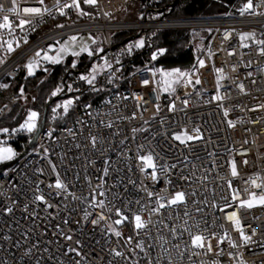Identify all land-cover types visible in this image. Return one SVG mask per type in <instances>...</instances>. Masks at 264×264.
<instances>
[{
	"label": "built area",
	"instance_id": "obj_1",
	"mask_svg": "<svg viewBox=\"0 0 264 264\" xmlns=\"http://www.w3.org/2000/svg\"><path fill=\"white\" fill-rule=\"evenodd\" d=\"M127 2L97 0L96 5H89L79 0L87 15L75 8H64L65 15H60L57 0L43 4L0 0V22L4 15L13 22V34L0 29V36L19 42L0 65V83L28 74L25 65L32 59L39 61L36 72L47 73L56 64L44 61V52L53 56L58 41L91 32L102 37L112 64L107 77L113 89L101 101L74 99L72 120L61 126L46 124L33 149L0 174V264H264V205L239 206L250 193L264 195V55L259 51L264 45L256 43L264 40V3L253 0L254 9L244 15L240 8L246 2L219 15L117 17ZM71 3L59 0L61 5ZM26 7H38L41 14L25 13ZM20 19L31 23L21 30ZM195 28L210 31L207 45L187 71L190 75L180 78L174 91L165 90L152 67L162 56L152 60L158 50L142 67L122 72L120 63L138 49L127 51L139 41L132 36L148 30ZM118 32L132 35L116 43ZM246 33L254 36L242 40ZM37 51H41L40 58L35 57ZM198 60L204 61L203 67ZM144 80L149 83L143 84ZM20 98L13 94L0 109V122ZM33 102L31 95L15 128L0 126L9 129L0 133V147L13 149L12 160L24 152L34 135L13 131L29 110L36 111ZM172 105L174 110H170ZM183 132L201 138L186 143L173 139ZM24 135H29L27 141L21 139ZM93 136L97 137L95 147ZM148 154L157 165L155 180L153 169L141 171L139 156ZM233 161L236 176L232 175ZM57 178L64 189L55 188ZM252 180L262 186L255 187ZM177 192L186 194L185 202L168 205ZM233 194L238 197L235 201ZM41 195L43 201L35 199ZM157 201L165 207L154 211ZM233 212L239 225L236 218H229ZM136 215L145 223L143 229L135 227ZM122 217L127 219L115 223ZM241 229L251 237L247 243ZM196 235L205 238L204 247L193 246ZM138 242L144 251L136 247ZM117 251L123 255L116 256Z\"/></svg>",
	"mask_w": 264,
	"mask_h": 264
},
{
	"label": "trees",
	"instance_id": "obj_2",
	"mask_svg": "<svg viewBox=\"0 0 264 264\" xmlns=\"http://www.w3.org/2000/svg\"><path fill=\"white\" fill-rule=\"evenodd\" d=\"M174 1L175 0H139L142 7V14L137 18H143L145 16L153 19L159 18L162 14L158 13L157 10L161 9H164L163 14H165V17L171 19L219 15L227 12L231 7L246 2V0H178L175 6L171 8V4ZM209 32L208 29L204 28L145 31L141 35L145 42L144 47L138 48L131 59L120 63L122 72L127 73L142 67L150 60L151 53L154 50L160 49H164L165 52L161 58L152 65L155 71L157 69L171 71L178 68L187 72L205 50ZM131 35L132 32H118L115 34V42L120 43ZM87 57V55H84L82 61L78 63L75 68H72L71 59H68L62 64H56L49 70L48 76H44L46 73L37 72L35 75L31 76L23 74V76L18 78L4 79L0 84H7L8 87L0 88V109L6 107L10 103L13 94H18L20 89L23 88V92L33 93V107L39 113V117H41L46 103L54 97L52 96V92L57 86L62 84L65 86L64 78H66L67 73L71 69H75V72L67 76L66 82L71 84L74 89H79V91H73L70 95L73 99L79 97L78 102L80 103L89 100H103L108 93L113 91L112 85L108 82L107 72L95 82V87L101 89L99 91H93L91 86L78 79V77L83 74L82 70L92 61L91 58ZM157 73L159 79L162 80L160 73ZM59 101L60 100L55 101L49 107L46 124L61 126L72 120L73 113H71V111L65 113L62 108H58V112L61 116L59 115L57 118L53 117L55 112L53 109L56 108ZM26 104L27 100L19 99L16 103L11 105L6 115L2 118L0 126H7L11 129L15 128L24 117L27 108ZM28 136L29 135H24L21 139L27 141Z\"/></svg>",
	"mask_w": 264,
	"mask_h": 264
},
{
	"label": "snow or ice",
	"instance_id": "obj_3",
	"mask_svg": "<svg viewBox=\"0 0 264 264\" xmlns=\"http://www.w3.org/2000/svg\"><path fill=\"white\" fill-rule=\"evenodd\" d=\"M83 2L85 4H89V5H96L97 0H83ZM40 4L44 3V0H39ZM262 3H264V0H262ZM57 6L60 9V15H65V12L63 11L64 8H75L78 11H80L81 15H87V13H84L81 9H80V3L79 0H72L71 4H64L61 5L59 4V0H57ZM254 4H253V0H246V3H244L243 7L240 8V14L244 15L245 12H249L251 10L254 9ZM13 11H15V9H13ZM23 11L25 13L28 14H34V15H40L41 14V9L38 7H26L23 9ZM44 12H49V9L44 8L43 9ZM50 14V12H49ZM253 14H255L253 12ZM31 21L30 20H24V19H20L19 23H18V27H20L21 30H23L24 26L26 24H30ZM58 27H63V25H58ZM0 29H7L8 30V35L11 36L13 34V22L10 20V17L8 15H4L3 16V20L2 22H0ZM254 36V33H246V34H242L241 39H248L249 37ZM227 38V36H226ZM70 41L75 42L77 40L76 36H72L69 38ZM24 42L27 43V37H24ZM93 43H95V40H93ZM144 40H139L137 41L134 45H129L127 48V51L130 53L132 51L133 48H142L144 47ZM257 44L260 45H264V40H259L256 41ZM19 47V42L18 41H14L13 39H8V40H4L2 36H0V49H3L6 53H12L13 51H15V47ZM245 47H247V45H244ZM103 49H90L89 46L87 45H83L82 47H80L79 51H71L70 46L68 44L62 45L58 50H57V54L55 56H50L48 55L47 52H44L42 59L44 61H47L51 64H60L63 61V58L65 55L67 54H71L74 57H79L81 53H87V55L89 57H92L95 54H98L99 52H102ZM260 54L264 55V47H261L259 49ZM165 52L164 49H160L158 50V52L153 53L152 55V60H156L158 55H163ZM231 54V53H230ZM35 57L36 58H40L41 57V51H37L35 53ZM104 59V64L101 66H93L91 68V71L87 74H81L78 79L81 81L86 82L89 86L92 87L93 91H99L101 89H97L95 87V81L97 79V75L99 73V71L101 70H107V69H111L112 68V64L107 60V58H103ZM3 59L0 58V63H3ZM116 63L119 64L120 60L119 58L116 59ZM198 64L200 65V67L204 66V61L203 60H198ZM39 66V61L37 59H32L30 60L26 65V69L28 72V75H34V68ZM76 67V62L74 61L72 63V68ZM157 72L160 73L161 77L163 78V83L165 85V90H168L170 88H172V85L177 84L180 82V78L182 77H188L190 74L188 72H184L180 69H173L172 71H165L163 69H157ZM217 71H222L217 69ZM153 75H155V72L153 73ZM109 82L111 83V79L109 80ZM189 83L191 82L190 80L188 81ZM149 81L144 80L143 84H148ZM196 84L200 83V80L197 79L195 81ZM8 85L7 84H0V88H7ZM240 89L243 91V85H239ZM64 90V85H60L57 86V88L52 92V96H56L59 93H61ZM67 90L68 91H79V89H74L73 86L71 84L67 85ZM172 90L174 91V88H172ZM20 93L21 95H23V88L20 89ZM216 99H219L220 97H215ZM76 100L79 99V97L75 98ZM75 100L74 99H67L65 100L62 104H58L57 107L62 108L63 111L65 113H67L69 111V109L73 106ZM108 103H110V101H108ZM185 104H187V101L184 102ZM91 105H85V108H90ZM175 105H172L170 107V110H174ZM264 107V106H262ZM157 108L159 109V106L157 105ZM53 111H55V109H53ZM227 112H225V116H227ZM38 118H39V113L33 110H29L27 113L26 118L24 119L23 123H21L19 125L18 128L13 129V131L15 132H27V133H35L38 130ZM101 123H103V121H101ZM111 124H108L107 127H111ZM229 126H233V123L231 121H229ZM134 132L136 131V129L133 130ZM197 133H199V129L195 130ZM9 132V129L7 128H3L0 129V133H7ZM50 135V133H49ZM201 137L199 135L197 136H191L188 135L186 132L183 133H179V134H175L173 136L174 140L180 141V143H186V141L188 140H193V139H200ZM91 142L93 147L96 146L97 143V137L93 136L91 137ZM45 152H47V149H45ZM16 156V153L13 151V149L11 147H0V163H4L7 161H11L14 157ZM139 160L141 161V163L143 164V167L141 168V171H146L147 169L151 168L153 169L152 172V178L153 180L156 179V163L154 162V158L152 154H148V155H141L139 156ZM245 164L248 163V161H244ZM172 167H175V165H172ZM231 169H232V175L236 176L238 175L237 170H236V164L235 161L232 162L231 165ZM53 170H55V165H53ZM104 175H108V170L105 168L104 169ZM251 184L254 185L257 188H260L262 185L261 184H257L256 180H252ZM52 185H50L51 187ZM55 188L57 189H64L66 186L60 181L59 178H57L56 182H55ZM102 187V185H100ZM100 195H104L103 192L100 193ZM149 196H152L153 194L151 192L148 193ZM185 193L184 192H177L175 193V195L172 197V199L168 200V205H178V204H182L185 202ZM237 195L233 194V201H235L237 199ZM36 200H40L43 201L44 197L41 196H36L35 197ZM163 199V198H161ZM100 207H103V201L98 202ZM158 207L156 209H154V211H159L160 208H164L165 205L163 203H160L159 201H157ZM256 204L259 205H264V195L261 196H257L255 193H250V198L246 201H241L240 202V207H247V208H252L254 206H256ZM231 206V205H228ZM200 209H198L199 211ZM223 210V209H222ZM8 212L12 211V208L9 207L7 209ZM117 214L120 215L119 210H117ZM185 215H187V213H185ZM230 219L236 218V212L231 213V216L229 217ZM101 219H103V216H101ZM127 217H122L121 220H117L115 223L120 224L122 223L123 220H126ZM135 219V227L137 229H143L145 227V223L143 222L142 218L140 215H136L134 217ZM235 222L237 225H239V219L236 218ZM173 234L175 233V229L172 230ZM116 236H120L121 233L120 232H115ZM241 237L244 240L245 243H247L251 237L247 236L244 234L243 230L241 229ZM5 239H10L9 237H5ZM66 239L71 240V236L66 237ZM204 237L202 235H196L194 237H192V244L194 247H204ZM129 242H131V237H129ZM222 242V241H221ZM233 247H235V245H232ZM137 248H140L141 251H144V245L142 242H138L136 245ZM178 247V246H177ZM208 249L209 251L211 250V245H208ZM165 253H167V249L165 248ZM69 251H75V249H69ZM31 250L29 249L27 254H30ZM79 255V253H77ZM116 256H122L123 253L117 251L115 252ZM4 264H7V262L5 261ZM157 264H159V262L157 261ZM170 264V261H169ZM243 264V262H242Z\"/></svg>",
	"mask_w": 264,
	"mask_h": 264
},
{
	"label": "rangeland",
	"instance_id": "obj_4",
	"mask_svg": "<svg viewBox=\"0 0 264 264\" xmlns=\"http://www.w3.org/2000/svg\"><path fill=\"white\" fill-rule=\"evenodd\" d=\"M141 4L139 2V0H128V2L125 4V6L118 12V17L119 18H123V19H135L137 17H139L141 14H142V9H141ZM170 30H181V29H170ZM143 40V37H140L139 40ZM93 40H95V43H93ZM65 44H68L70 46V49L71 51H79L80 47H82L83 45H87L89 46L90 49H103L102 52H99L98 54H95L93 55L92 57H89L87 55V53H81L79 57H74L72 56L70 53L65 55L64 58H63V61L61 62L62 63H65L68 59H71L72 63L75 61L76 62V65L78 63H80L82 61V57L84 55H87L88 57L87 58H91L92 61L95 57L96 60L93 61V65L90 67V69H88L87 66L85 69L82 70L83 74L84 75H87L90 71H91V68L95 65V66H101L104 64V59L103 58H107L106 57V54L104 53V50H105V47L103 45V41H102V37L99 33H85L81 36V38L77 39L75 42H72L70 41L69 39H63V40H60L58 41L56 44H55V51L53 53V56H55L57 54V50L62 46V45H65ZM15 47V46H14ZM10 53H6L3 49H0V58L3 59V61H5L8 57H9ZM108 60V59H107ZM91 61V62H92ZM109 61V60H108ZM110 62V61H109ZM2 63H0L1 65ZM107 70H101L99 71L98 75H97V79H99L101 76H103L107 71ZM172 71V70H171ZM49 72L48 71L44 76H48L49 75ZM36 70L34 68V75L36 74ZM96 79V80H97ZM163 80V78H162ZM96 82V81H95ZM176 84L172 85V88H176ZM70 92V91H69ZM73 91H71V94H72ZM19 96H21V100H27V98H30L31 99V95L33 96V93L31 92H23V95H21V93L19 92L18 93ZM73 99L72 96H69L67 98H63L59 101L58 104H62L65 100L67 99ZM58 108L56 106L55 108V112H54V115L53 117L54 118H57L59 117L60 113L58 112ZM72 108L71 107L69 109L68 112L71 111L72 113ZM64 112V111H63ZM67 112V113H68ZM61 116V115H60ZM5 163V162H4Z\"/></svg>",
	"mask_w": 264,
	"mask_h": 264
},
{
	"label": "water",
	"instance_id": "obj_5",
	"mask_svg": "<svg viewBox=\"0 0 264 264\" xmlns=\"http://www.w3.org/2000/svg\"><path fill=\"white\" fill-rule=\"evenodd\" d=\"M178 2V0H175L172 4H171V8H173L175 6V4ZM163 11L164 9H161V10H157L158 13L162 14V18L165 17V14H163ZM146 18V16H145ZM142 35V32H139L138 34H136L135 36H132V37H135V38H140ZM129 38H126L124 41H127ZM106 51L104 50V53ZM97 57H95L93 59V61L96 60ZM93 61L89 63V66L87 67L88 69H90V67L93 65ZM75 72V69H71L68 73H67V76L70 74V73H73ZM66 76V78H67ZM66 78H64V82H65V86H64V90L59 93L58 95L54 96L52 99H50L44 109H43V112H42V115L40 117V121H39V124H38V130L34 133V135L32 136L30 142L28 143L27 147L25 148L24 152L18 156L16 159L12 160V161H8V162H5V163H2L0 164V174H2L6 169L10 168L11 166H13L19 159H21L23 156H25L26 154H28L34 147L35 143H36V140L37 138L39 137L40 133L42 132V130L44 129V127L46 126V121H47V115H48V111H49V107L55 102V101H58V100H61L63 98H67L71 95V92H69L67 90V85L68 83L66 82Z\"/></svg>",
	"mask_w": 264,
	"mask_h": 264
}]
</instances>
